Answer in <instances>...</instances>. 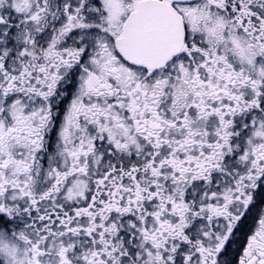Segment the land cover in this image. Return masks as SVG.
<instances>
[{"label": "snow or ice", "instance_id": "1", "mask_svg": "<svg viewBox=\"0 0 264 264\" xmlns=\"http://www.w3.org/2000/svg\"><path fill=\"white\" fill-rule=\"evenodd\" d=\"M0 264H264V0H0Z\"/></svg>", "mask_w": 264, "mask_h": 264}]
</instances>
